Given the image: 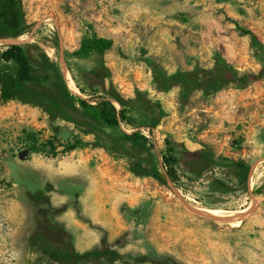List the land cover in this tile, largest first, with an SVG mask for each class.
<instances>
[{"label":"rangeland","instance_id":"obj_1","mask_svg":"<svg viewBox=\"0 0 264 264\" xmlns=\"http://www.w3.org/2000/svg\"><path fill=\"white\" fill-rule=\"evenodd\" d=\"M22 6L30 32L15 39L37 75L61 72L85 98L116 91L136 114L111 129L51 98L52 113L0 93V264H62L31 243L57 226L76 251H92L75 264H264V0ZM85 34L110 48L71 56ZM177 73L189 90L156 83ZM131 133L151 145H135ZM166 141L175 182L162 164ZM181 200L230 219L199 216Z\"/></svg>","mask_w":264,"mask_h":264},{"label":"trees","instance_id":"obj_2","mask_svg":"<svg viewBox=\"0 0 264 264\" xmlns=\"http://www.w3.org/2000/svg\"><path fill=\"white\" fill-rule=\"evenodd\" d=\"M30 32L26 23L25 13L22 6V0H0V37L18 38L27 35ZM34 43H28L31 46ZM111 41L104 37H98L94 34H85L79 47L70 53L71 56L87 59L92 56L102 57L110 48ZM106 70L101 64L99 70ZM37 75L34 72L27 48L24 44H5L0 48V93L4 100L20 99L24 102H31L46 108L52 113L47 98L53 99L63 107L77 108L86 115H89L104 126L114 129L122 124H130L136 114V107L131 99H125L118 92L113 90H103L90 98L79 96L70 91L63 79L61 72L52 70L53 73ZM261 72L258 74H244L240 80H258L261 78ZM156 83L162 88H167L175 83H183L187 90L190 87L184 82L183 74L177 73L164 77L155 76ZM50 81L52 85V94L46 97L44 91ZM81 91L83 89L77 85ZM115 102L119 104L117 108ZM148 103V102H147ZM62 109V108H61ZM54 116L55 113H53ZM156 122L154 125H156ZM130 140L138 146H150L148 138L141 133H131L128 135ZM74 147H72L73 149ZM162 164L166 169L167 175L173 182L177 180L176 164L177 157L174 153L170 141H166V146L161 152ZM156 179L163 180L164 177L159 171L153 170L151 173ZM58 229L36 232L31 237V243L41 252L54 254L57 260L62 264H75L76 261L88 256L92 251L80 253L74 246L66 240L68 233L63 226Z\"/></svg>","mask_w":264,"mask_h":264},{"label":"water","instance_id":"obj_3","mask_svg":"<svg viewBox=\"0 0 264 264\" xmlns=\"http://www.w3.org/2000/svg\"><path fill=\"white\" fill-rule=\"evenodd\" d=\"M22 43H23L22 41L16 40V39L11 38V37H0V44L10 45V44H22ZM181 201L184 203V205L190 211H192L193 213H195V214H197L199 216H203V217H206V218H209V219H213V220L230 219V218H221V217H217V216H211V215H208L207 213H203V212L197 211L196 209L189 207L183 200H181ZM234 217H236V216H234Z\"/></svg>","mask_w":264,"mask_h":264},{"label":"crops","instance_id":"obj_4","mask_svg":"<svg viewBox=\"0 0 264 264\" xmlns=\"http://www.w3.org/2000/svg\"><path fill=\"white\" fill-rule=\"evenodd\" d=\"M93 216H94V215H93ZM93 218H95V216H94ZM96 220H97V218H96ZM97 221H98V220H97ZM101 223H102V222H101ZM102 224H103V226L106 227V225H105L106 223H105V222H103Z\"/></svg>","mask_w":264,"mask_h":264},{"label":"bare ground","instance_id":"obj_5","mask_svg":"<svg viewBox=\"0 0 264 264\" xmlns=\"http://www.w3.org/2000/svg\"><path fill=\"white\" fill-rule=\"evenodd\" d=\"M204 211H205V209H204ZM207 211H208V210H206L205 212L207 213Z\"/></svg>","mask_w":264,"mask_h":264}]
</instances>
